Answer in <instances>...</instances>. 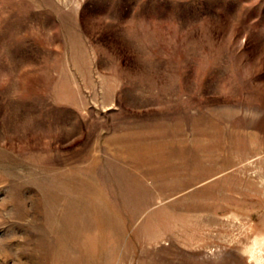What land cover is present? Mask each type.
<instances>
[{
  "label": "rangeland",
  "instance_id": "obj_1",
  "mask_svg": "<svg viewBox=\"0 0 264 264\" xmlns=\"http://www.w3.org/2000/svg\"><path fill=\"white\" fill-rule=\"evenodd\" d=\"M95 198L92 264H264V0H0V264Z\"/></svg>",
  "mask_w": 264,
  "mask_h": 264
},
{
  "label": "bare ground",
  "instance_id": "obj_2",
  "mask_svg": "<svg viewBox=\"0 0 264 264\" xmlns=\"http://www.w3.org/2000/svg\"><path fill=\"white\" fill-rule=\"evenodd\" d=\"M146 134H148V133H146ZM142 136L143 135H140L139 137H130L129 136L127 138H122L121 139L122 145H121V147L119 149L118 154H121L120 156L127 155L128 157H130L131 159H134L135 161L139 160V158H141V157L143 158L145 155L150 156L152 154L153 146L151 147V146L147 145L146 144V140ZM119 138H121V137H119ZM155 150H156V148L154 149V151ZM134 179H136L135 182L134 183H131V182L127 183V185H125L126 189L124 188L125 190H122V192L117 193L115 191V195H114L115 199H116L115 201H116V204H118V205H120V207H122L121 203H125L126 201L128 202L129 200H131V201L134 200L135 201L137 199L138 201H137V205H136V210H141L146 204V196H147L148 192H147V190L144 187V184L142 182L137 180V178H134ZM100 182H101V180H100ZM72 183H73V188H72L73 191H72V193H76L74 180H73ZM105 184L107 185L108 183L106 182ZM114 189L116 190V187H113V190ZM101 190H102L101 188H95L96 192H99ZM96 195H97V193H96ZM102 197H104V196H102ZM70 199H72V198H70ZM99 201L100 200H97V198H95L93 200V202L91 203L92 204V206H91L92 208L90 210L89 209L83 210V208L78 210V208H76V204H78V203H75V202H71L70 203L69 202L68 207H67V213L66 214L62 213V216L58 215V211H59L58 206L59 205L50 204L51 206H50V210H49V221L47 222L48 225L46 224V226H49L51 232L55 233L56 236H57V242L55 241L56 244L54 246H52L53 247L52 249H54V251H56V256L53 258V264H92L93 258L90 256L91 250H90L89 246L86 244V240H84V242L82 241L83 240L82 236L83 235L84 236L85 235L89 236L91 234L90 232L93 233V231H91L92 222L94 220V219H92V221H91V216L93 214L92 209H95L94 210V211H96L95 213L96 214L98 213V215H100V218L103 220L102 225L107 224V222H108L107 219H106V218H108V217H106V214H105V216L102 215V211H101L102 208L100 206V202H102V201H100V202ZM103 201L106 203V199L105 198L103 199ZM43 205H45V204H43ZM77 207H79V205H77ZM104 208H105V206H104ZM105 210H106V208L104 209V211ZM68 211L70 213H68ZM45 220H46V218H45ZM93 224H95V223H93ZM101 227L103 228V226H101ZM115 231H116V229H115ZM47 232H48V229H47ZM101 232H103V234H105L106 233V229L103 228L101 230ZM49 234H52V233H49ZM95 234H93L94 237H95ZM45 235H46V238H47L48 235L46 233H45ZM91 237H92V235H91ZM105 237L106 236H104V238ZM87 239H88V237H87ZM43 245L46 246V244H43ZM110 246H111V244H110ZM109 247L107 249L101 251V252H105L106 256H104V257H106L105 263H107V264L111 263V258H109V257H111V254H113L112 253L113 250L111 248H109ZM79 250H80V252L84 253V256H83L84 258L80 257ZM98 260L99 259H97V261Z\"/></svg>",
  "mask_w": 264,
  "mask_h": 264
}]
</instances>
